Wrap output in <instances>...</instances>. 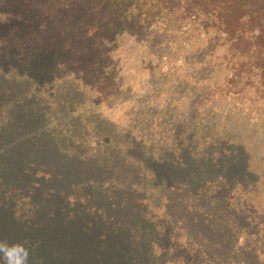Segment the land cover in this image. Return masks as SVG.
<instances>
[{
	"label": "trees",
	"instance_id": "trees-1",
	"mask_svg": "<svg viewBox=\"0 0 264 264\" xmlns=\"http://www.w3.org/2000/svg\"><path fill=\"white\" fill-rule=\"evenodd\" d=\"M6 123L0 240L30 264L264 261V0H0Z\"/></svg>",
	"mask_w": 264,
	"mask_h": 264
},
{
	"label": "rangeland",
	"instance_id": "rangeland-1",
	"mask_svg": "<svg viewBox=\"0 0 264 264\" xmlns=\"http://www.w3.org/2000/svg\"><path fill=\"white\" fill-rule=\"evenodd\" d=\"M200 34H202L203 39L207 38L205 40L206 43L211 38L218 39V42H219L218 45H219V47L221 46L222 48L217 51L218 56L216 55V57L219 60H220V58L223 59L222 56H223L224 53H226L225 50L229 49L228 46L230 45V42L227 41L226 34L224 32H222V31H220V33H218L214 29H212L207 34L203 33V31H201ZM210 34H211V38H210ZM129 45H130V42H128L127 40L123 41V46H121V47H122V52L125 53V55H123V53H121V55H118V56H120L121 66L124 69H126V73L127 74L138 73V72H140L139 71V67H140L139 61L146 55H145V53L140 54V55L137 54L136 53L137 50L135 52H133L134 50L129 49ZM205 45H206L205 46V49H206V47H208V44H205ZM185 49H186V52H188L190 50L192 51L195 48L193 46H191V45H188V46L185 45L184 50ZM205 49H202L203 51L199 52L198 54H195V56H198V58L200 56L205 57V53H204ZM219 67H220V65H219ZM27 74H31V72L28 71ZM9 75H10V77H12L10 80H14V79L18 80L19 79V76L18 77L16 76L15 70H10L9 71ZM11 109H13L14 112H15V109L13 107ZM116 113H118V112H115L114 114H116ZM109 119H110V117H109ZM3 128L7 129V130L11 129L12 131H17L20 128V126L16 125L15 123L13 125H8V126L0 124V130H2ZM214 222H215L214 223V231L219 232V233H214V235H213L214 237L215 236H223V234H225L227 236H230V237H236L235 235H240L241 234L242 236L246 237V235H245L246 233L249 234V233L252 232L249 229H247L246 226H244L243 224H240V223H236L237 226H235L236 228H234L232 226L233 222L228 223L227 220H225L224 224L220 223V221H218V220H216ZM199 239L200 238H198V237L196 238V241L198 242L197 247L199 246V243L201 244ZM212 239L215 240L214 238H212ZM213 240L211 241L212 243H210V245H212V244L214 245L215 242ZM248 240H250V239H247L246 241H248ZM245 246L248 247L246 242H245ZM228 247H231V243L228 244ZM191 251H196V249L194 248ZM203 252H205V251L202 250V251H198V252L196 251L195 253L193 252L194 261L197 262L196 264H211V263L213 264L215 262L216 263H220V260H218L219 259L218 257L220 256L219 252H218L219 256L217 255V253H215L216 254V256H215V255H212V254L209 255L208 252H207L205 254V257H203L201 259V254ZM256 256H257V254H250V251H249L247 255H244V258L245 259L247 258L246 259V264H264V261L261 262V261L256 260L255 259ZM214 258H216L215 261L211 262ZM248 259L250 260V262H249ZM227 264H231V263L228 261Z\"/></svg>",
	"mask_w": 264,
	"mask_h": 264
},
{
	"label": "clouds",
	"instance_id": "clouds-1",
	"mask_svg": "<svg viewBox=\"0 0 264 264\" xmlns=\"http://www.w3.org/2000/svg\"><path fill=\"white\" fill-rule=\"evenodd\" d=\"M29 256L30 252L24 244L0 240V257L5 264H30Z\"/></svg>",
	"mask_w": 264,
	"mask_h": 264
}]
</instances>
